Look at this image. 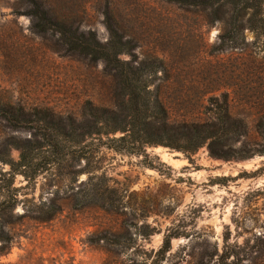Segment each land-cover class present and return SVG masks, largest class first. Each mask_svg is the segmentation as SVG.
<instances>
[{
	"label": "rangeland",
	"instance_id": "374dc122",
	"mask_svg": "<svg viewBox=\"0 0 264 264\" xmlns=\"http://www.w3.org/2000/svg\"><path fill=\"white\" fill-rule=\"evenodd\" d=\"M38 1L80 30L94 31L102 43L109 39L105 20L111 13L121 29L139 39L132 52L136 60H158L151 89L161 94L171 120L203 121L207 99L227 94L233 116L256 137L264 114V35L244 28L232 43L224 21L211 22L205 12L162 0ZM29 8L30 0H0V97L76 116L89 101L106 108L123 103L114 73L101 61L67 51L57 34L37 33ZM0 133L29 136L8 128ZM10 154L18 160V151ZM147 154L146 160L102 150V171L124 215L78 211L61 200L77 191L87 174L70 187L40 176L20 191L16 213L27 217L14 228V244L0 264H153L169 233L177 238L159 264H223L221 256L230 250L227 264H264V155L224 161L211 157L207 146L191 162L162 146L147 148ZM26 185L16 178V187ZM52 199L62 207L55 218L30 219Z\"/></svg>",
	"mask_w": 264,
	"mask_h": 264
},
{
	"label": "trees",
	"instance_id": "16d2710c",
	"mask_svg": "<svg viewBox=\"0 0 264 264\" xmlns=\"http://www.w3.org/2000/svg\"><path fill=\"white\" fill-rule=\"evenodd\" d=\"M162 1L180 10L205 12L211 22L224 21L225 37L232 43L237 42L244 28L264 35V0ZM28 15L37 33L57 34L67 51L103 62L106 70L114 73L124 100L115 108L89 101L76 116L62 115L46 107L26 108L0 97V129L29 133L27 137H3L0 133V258L9 254L15 241L13 230L27 217L16 213L22 203L20 191L30 188L42 175L70 187L78 184L82 174H87L88 178L78 184L79 189L61 200L78 211L97 208L124 215L121 202L113 197L116 191L102 171L103 149L147 160V148L162 146L184 154L190 162L204 146L211 157L224 161L264 155V114L256 124L253 138L245 122L233 116L227 94L207 99L202 106L207 114L203 121L171 120L161 94L151 89L161 68L158 60L146 58L138 62L132 52L139 39L121 29L111 13L106 14L109 39L105 43L98 40L94 31L80 30L70 19L47 10L38 0H30ZM123 55L131 59L122 60ZM12 149L19 152L18 160L12 158ZM146 165L156 169L152 162ZM18 176L27 182L25 187L15 186ZM61 211L58 200L52 199L42 203L36 210L38 216L30 219L47 222ZM174 238L177 236L170 233L165 236L153 264L164 260ZM231 255V250L222 254L223 264Z\"/></svg>",
	"mask_w": 264,
	"mask_h": 264
}]
</instances>
